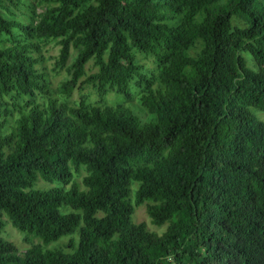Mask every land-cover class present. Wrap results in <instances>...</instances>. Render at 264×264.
I'll return each mask as SVG.
<instances>
[{
    "label": "trees",
    "instance_id": "1",
    "mask_svg": "<svg viewBox=\"0 0 264 264\" xmlns=\"http://www.w3.org/2000/svg\"><path fill=\"white\" fill-rule=\"evenodd\" d=\"M54 2L26 22L23 0H0V231L70 236H0V264H264V0ZM51 38L57 67L75 50L66 97L137 88L154 118L50 95L33 40ZM143 203L161 233L132 220Z\"/></svg>",
    "mask_w": 264,
    "mask_h": 264
},
{
    "label": "rangeland",
    "instance_id": "2",
    "mask_svg": "<svg viewBox=\"0 0 264 264\" xmlns=\"http://www.w3.org/2000/svg\"><path fill=\"white\" fill-rule=\"evenodd\" d=\"M25 5L21 7V11H23V16H21V19L28 22V17L30 16L31 12L34 11L33 14H31L35 19L36 13H39L40 10L45 5H53L56 2L54 0H23ZM21 12H19L20 14ZM235 22L242 24L241 20L234 19ZM34 42L38 43L39 50L34 51V55L39 57V63L38 66L45 72L46 74V80L48 83V88L50 95L57 96L59 99L66 102L68 105H74L78 102L82 101L86 105H92V104H103V103H109L114 104L116 102L123 103L125 106L131 109L133 113H135L141 120H148L153 119L154 115L146 112L139 101V98L137 96L138 90L136 88L135 94L130 97L126 98L121 94H117L114 91L108 90L106 94L101 96L97 90L90 84H87L85 82H82L80 85L76 86V88L72 91L71 95L69 97H66L59 89L60 84L62 81L66 80L69 77V64L71 63L74 55L75 50L72 48L70 50V56L67 60V64L63 68H59L55 65V61L59 52L60 45L57 42V39H38L33 40ZM10 43V40L7 36H4L0 34V44H7ZM136 60L139 62L143 68L145 73L148 75H152L157 72V67L155 63V59L152 55L149 54H142V53H136ZM250 65H254L250 62ZM95 70V67L92 64V60H89L86 64V73ZM132 90V88L130 87ZM36 97L40 98V95L38 94ZM26 97H24L25 99ZM257 116L264 120V112L257 111ZM85 174V169L83 167L80 168V171L77 173L72 174V181L65 184V186H69L73 181H76L78 183L81 182L82 176ZM61 182H53L49 183L41 178H38L37 182L34 184V188H47L53 185H62ZM135 189V186H132V193ZM132 220L136 223L138 222H144L149 230L155 231L157 233H161L165 227L166 223H163L161 225H155L151 222L147 212H146V205L143 203L139 206H136L132 215ZM5 227L0 231V236L11 240L14 242V244L18 247V249H24L27 247H30L31 245H41L43 248L48 247H63V244L66 243L69 239L70 235H66L61 237L56 242H50L48 244H43L41 240L37 237H34L32 235H27L25 232H21L17 230L15 227H13L9 221L5 218ZM76 236L77 234L74 233ZM75 235H72L71 237L76 240Z\"/></svg>",
    "mask_w": 264,
    "mask_h": 264
}]
</instances>
